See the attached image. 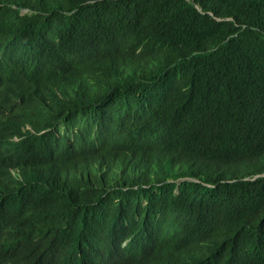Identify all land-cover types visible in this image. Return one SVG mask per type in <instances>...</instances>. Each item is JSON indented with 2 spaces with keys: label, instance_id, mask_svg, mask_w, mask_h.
<instances>
[{
  "label": "trees",
  "instance_id": "16d2710c",
  "mask_svg": "<svg viewBox=\"0 0 264 264\" xmlns=\"http://www.w3.org/2000/svg\"><path fill=\"white\" fill-rule=\"evenodd\" d=\"M0 264H264V0H0Z\"/></svg>",
  "mask_w": 264,
  "mask_h": 264
}]
</instances>
